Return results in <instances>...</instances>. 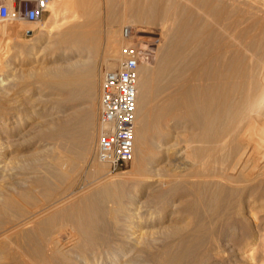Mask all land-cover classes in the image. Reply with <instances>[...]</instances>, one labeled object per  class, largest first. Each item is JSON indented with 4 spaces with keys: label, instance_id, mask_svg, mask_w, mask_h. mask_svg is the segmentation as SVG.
<instances>
[{
    "label": "rangeland",
    "instance_id": "obj_1",
    "mask_svg": "<svg viewBox=\"0 0 264 264\" xmlns=\"http://www.w3.org/2000/svg\"><path fill=\"white\" fill-rule=\"evenodd\" d=\"M54 1L55 0H51V3ZM174 1L60 0V2L55 5V9L59 11L58 18L52 19L48 8V11L43 14L38 25L34 27L35 29L37 28L35 36H33V31L31 30L32 25L27 24L25 20L0 19V46L4 45L6 50L13 48L26 53L24 57L18 56L16 71L14 73L7 69L5 72L9 76L10 81L7 84L8 86L5 85L9 87V94L6 97L1 98L0 102V114H2L3 117L0 119V140L4 143L3 148L6 146L5 150L8 149L6 151V156L9 157V160L11 159L9 161L10 165L31 168L22 171L24 174L30 176L35 174L34 176L36 177L37 175V177L39 176L38 178H51L53 189L51 187L50 191L53 194L52 197H50V200L53 199L52 201L56 200V198L60 199L61 197L70 196L71 194H75L74 196H77L78 198L84 197L94 191L95 188L98 187V185L100 186L103 182H108L113 179L121 180V185L118 188H114L113 191L122 192L123 197L121 199H113L111 203H108L106 206V210L109 212L107 215H110L108 216V219L111 220H108L111 224L108 223L109 228H107L110 233L107 230L104 232L103 238L107 235L108 237L104 238L105 241L102 239L103 242L101 241L102 243H100V246L103 244L109 247L115 245L118 248L115 251L125 249V247L130 248L134 251L135 257H140L138 258V264H171L169 262V257L177 250L176 248H178L180 242L185 241L192 245L197 239L196 237L199 235L203 242L201 241V244L196 250L195 256L193 258H185L180 264H264V198L257 196V199H255L256 205H252V202L249 203L250 201H248V196H245L246 193H244L245 195L239 193L240 198L237 194L234 201L232 200L230 204V207H232H229L228 210H226L228 214L226 215V212L224 211L225 214L223 215L222 213L224 212H222L219 214V217L217 215V218L216 215L213 216L212 214H209L210 212L208 213L207 207L209 208L210 205H206L204 208L205 212L207 211L204 214L206 217H203L204 223H202L204 229L199 233L201 220L195 215V213L193 215V211L191 210L193 209L192 206H196L193 202H198V206L205 196L200 193V190L198 189L199 186L193 185L189 182L191 181L189 177V181L188 178H184L186 179L183 182L184 185L182 182H179L182 184H178L181 186L180 188L177 184H174L175 182H172L173 184L169 182V174H173L174 170L178 171V165H181L180 162L171 159L174 150L175 152L180 150L183 152L185 147L187 149H185L184 152H189L187 155L190 154L191 156H189L192 160L198 158L188 149L189 141L186 142V140H191L192 136L190 132H188L187 135V132L184 129L186 128L188 130L193 125V117H189L190 115L192 116L190 108L191 104L188 101L189 98L183 94L184 91H189V87H184L183 84L181 86V82H177L178 78L175 74L173 76L171 75V77L165 76L166 79L169 77V81H174V83L171 81L166 82L168 79L165 81V77L163 78V82H165H162V90L160 92L151 91L153 93V95H151L152 93L150 94L151 99L148 98V103L146 102L147 104L145 103L142 108V121L138 122L137 130L144 133L146 143L145 145L136 143L135 159L133 158L121 172L109 175L107 174L106 166H103L94 157V147L98 137L97 118L99 110L98 96L100 76L103 70L116 68L122 59V55H120L121 48L124 44V40L121 37L122 27H130L133 36V43L139 50V86L142 84V77L145 78L144 80L153 79L154 76L152 74L159 68L161 56H165L164 50V52L161 50V52L158 51L161 48V46L158 45L162 43L159 30H139L136 27V20L139 18H147L149 21L154 20L158 27H166V24L168 23L167 28L170 29L169 25H171V38L169 40L171 41L172 39V41L168 43L170 44V47L173 45V42L175 43L173 39L176 40L177 38L175 37L178 36L179 38L181 36H188L189 39L193 38L203 41L200 44L196 43L199 46L194 44L193 48L195 51L208 50V48H206L208 46L206 44L207 41L223 42L231 38V46H235L234 48L231 47V57L234 56V59L237 56L239 62L246 61L249 57L252 58V54L255 56V59H258V57H260L258 60L262 61L264 59V50L261 51L262 53L258 50L260 48L264 49V4H262L264 0H259L263 12H256V15L254 10H252L254 14L250 11V7L252 6L250 0H233V2L232 0H222L223 3H221V0ZM0 2H6L10 8L17 3L14 0H0ZM30 3L33 4V1L30 0ZM233 3L235 4L233 5ZM215 6L219 11L218 9L212 8ZM211 11H213V13ZM257 14L261 15V17ZM4 23L8 25L9 29L8 31L6 30V33H3L4 31L2 32L1 29L2 25H5ZM187 24L193 29L195 26V29H188ZM52 25L54 26V29L51 33H48L47 29ZM15 26L19 29L21 28L22 31L17 33L13 31ZM186 27L188 31H185ZM190 29L193 30V33H196L193 34L191 32L193 35H197L196 37L190 33ZM196 29L200 31H196ZM182 31L184 32L182 33ZM197 32H199V35ZM180 33L182 34L180 35ZM216 35L218 37H216ZM84 36L92 37L95 41V45L94 50L91 51L90 54L84 52L82 56L81 53H76V50L83 46V43L80 42ZM8 40L9 42H7ZM250 40L251 42L253 41L252 44ZM255 40L256 42H254ZM248 42L250 44L246 45L245 43ZM260 44L261 47L258 46ZM200 45L203 48H201ZM239 45L241 46L240 48ZM158 47L160 48L158 49ZM197 47L201 49L199 50ZM193 48L191 49L193 50ZM244 50L251 53L246 55L247 58L245 57L247 52ZM256 50H258V52H256L258 53V56L255 53ZM239 51L240 56H238ZM173 52L176 53L177 49L176 51L173 50ZM32 53L34 55H31ZM233 53H235L236 56ZM115 54L119 56L118 60L113 59ZM243 55L245 57L244 59L242 58ZM36 56L38 58L34 59ZM261 57L263 59H261ZM79 61L82 63L81 70L78 72L79 74L77 73L74 77L75 83L68 88H60L58 86L60 78H53L54 76L52 78H48L49 76L46 77L47 72H50V70L52 71L54 68L56 70L57 67L60 68V66H67L70 63L74 64ZM253 63L251 67H253ZM90 71H92V73ZM88 73L94 79V86L90 91L88 89L84 91L80 84V80L89 77ZM172 77H176V79H173ZM171 86H175L174 89ZM153 91L156 90L153 89ZM72 93L75 95V98L73 99L71 98ZM179 94H182L181 97H174ZM172 96L176 99H172ZM17 99L21 100V103H23L24 106L14 107L13 103H15ZM182 99H184L183 101L188 102H183L181 101ZM94 108L96 109V116L91 120L88 113ZM179 111L181 112L179 113ZM17 116H19V120H17ZM68 118H70L75 124V132L72 135L75 139L60 135L59 127L64 121L63 119L67 120ZM190 119H192V121ZM172 125H175V127ZM18 126H21L20 128L22 129L20 134L8 137V133H10L15 127L18 128ZM165 126L168 127H166L167 130L165 129ZM191 128L189 131L192 132L193 130L192 133H194V125ZM160 130L164 131L163 136L161 134L163 131ZM170 130L173 133L172 138L175 137L178 141L177 143L175 142L176 144L174 143L175 139H170ZM183 130L185 131L184 133ZM166 131L169 132L166 134ZM176 131L177 134L179 133L183 136L186 135L187 139L179 134L178 136L180 138L178 137L177 139ZM197 132L198 130H196L195 133ZM137 134L138 131L136 133V140L138 136ZM168 134L170 136H168ZM159 140L163 143L160 142V144ZM82 142H84L85 145H87V148H89L86 167H83ZM157 142L159 145L163 146L161 148L159 146L156 149L155 144H157ZM166 144L168 146L171 144L173 146L175 144V147L170 146L168 148V146L166 147ZM177 144H180V148H177ZM185 144L187 146H184ZM164 146L166 147V151H164ZM140 149H144L146 153L145 161L142 165L143 168H140L141 161L138 155ZM62 159L70 160V164H68L69 167H67L66 170H63V172L66 171V174L68 173L65 176L66 178H60L61 180L52 178V175H55L54 173H56L54 167L61 163L63 161ZM151 161H154L153 165L151 164ZM26 164L27 166H25ZM54 164L56 165L54 166ZM168 164L171 168H177V166L178 168H172L174 170L170 171ZM159 168H162L160 169L162 170V173L159 172ZM168 169L170 172H168ZM94 171L97 173L95 174ZM157 174H160V178ZM152 176L157 177L154 179ZM163 178L168 180V182H164V185L160 182ZM52 179L54 181H52ZM186 181H188V184H191L185 186ZM166 183H168V185ZM192 185L193 189H190L192 188ZM160 187H162L161 190L159 189ZM166 187L168 189H166ZM157 189L159 191H157ZM186 189H189V192ZM41 190L42 189H40V191ZM191 190H195L193 194L191 193ZM170 191L172 192L170 193ZM185 194L187 196H185ZM191 194L193 195L191 198L192 201L190 199ZM188 196L189 198H187ZM198 198L203 199L198 201L196 200ZM163 199L164 201L162 202L161 200ZM39 200L40 201H37L35 207H33L29 213H34L35 211L44 208V203H42L41 199ZM171 200L173 202H171ZM188 200L190 201L187 203ZM203 201L205 202V199ZM204 202L201 203L203 204ZM234 202L235 204L233 205L232 203ZM202 204H200V206ZM233 206H235V209ZM210 215L211 222L209 220ZM122 218L123 220H121ZM205 219L208 220L205 221ZM196 220L198 221L196 222ZM204 224L206 225L204 226ZM180 225L181 227L185 226L186 228H184L186 231L184 228L181 229ZM194 229L197 230L195 231ZM131 235L134 240L131 238ZM144 236L145 238L148 237L149 240L147 241L148 238L145 239ZM144 239L147 242H145ZM142 241H144V243H140ZM127 242H129V244ZM171 245L176 246L170 248L172 247ZM92 250L98 251L99 249L94 247ZM165 256L166 258H164ZM90 258H92V256H90L89 259Z\"/></svg>",
    "mask_w": 264,
    "mask_h": 264
},
{
    "label": "bare ground",
    "instance_id": "obj_2",
    "mask_svg": "<svg viewBox=\"0 0 264 264\" xmlns=\"http://www.w3.org/2000/svg\"><path fill=\"white\" fill-rule=\"evenodd\" d=\"M223 1L221 0V3H223ZM250 1L252 4V6L250 7L251 12L252 10H254L255 15H256V12H260V13L263 12V8L259 0H250ZM58 2H60V0H55L53 3H51V0L48 1L46 10L48 11V8H49L52 19H57L59 16V11L55 9V5ZM234 4L235 3H233V5ZM262 4H264V2H262ZM215 7H212V8L213 9L219 8L218 5H217L218 8L217 7L215 8ZM211 12L213 13V11ZM254 13L252 12V14ZM259 16L261 17V15ZM2 20H7V19H2ZM25 21L27 24L32 25L31 30L33 31V36H35V31L37 28L35 29L34 27L38 25L39 21H27V20ZM136 25H137L136 27L141 31H145V30L156 31L157 29L159 30L162 43L158 45V46H161V48L158 47V49L160 48L158 51L160 50L162 52L165 51V54H164L165 56L163 57L161 56V62L159 61L160 62L159 68L157 69V71H154L155 73L152 74L154 76L153 79L144 80L145 78L142 77L141 86H139V63H138L137 103H136V111H135V139H134L135 147H134L133 158L135 159V155H136V143H139L142 145H145L146 143V137L144 133L137 130L138 122L142 121V118H141L142 108L146 102L148 103L147 100L148 98H150V94L152 92H160L162 90L161 85L169 78L168 77L166 79V77L167 76L171 77V75L173 76L175 74L176 77L178 78L177 82L180 81L181 86L183 84L184 87H189V91H184L183 94L187 98H189L188 101L191 104L190 108H191V114H192V116L190 115L189 117H193V121L192 119L190 120L193 122L194 131L196 132V130H198V132L192 133L193 130L192 132L189 131V129L193 125L188 130L186 128L184 129L186 130L187 135H188V132H190L192 136V137L190 136L191 140H186V142L189 141L188 149L191 153L193 152L194 154L193 153L192 154L196 155L198 158L195 160H192L190 157L191 155L190 154H189L190 156L187 155L189 152L188 153H186V151L184 152V150L187 149L185 147L183 149L184 153L181 150L178 152L177 151L175 152L174 150V154L172 155L171 159L180 162L181 165H178L179 166V168L177 166L178 171L177 170L175 171L174 169H172L175 167L171 168V166H169L168 164L170 171L171 170L175 171V172L173 171V174H169L168 179L171 184L175 182L174 184L175 185L177 184V186L180 188L181 186H179L178 184H181V183L179 182H182L183 184V182L186 180L184 178L189 177L191 181H189V178H188V181L191 182L193 185L199 186L198 189L200 190V193L203 196H205L204 197L205 202L203 201L204 200L203 198H202L203 200L201 198L196 199L198 201L201 199L202 200L201 202H204V203L202 204L200 202L199 205L197 206L198 202L197 203L196 201L193 202L196 204V206L195 207L192 206L193 209L191 210L193 211V215L195 213V215H197L199 219L201 220L200 225L198 224L199 222L197 223L200 226L199 227V233H200V231L204 229L203 224H202L204 223L203 217L204 218L206 217V215L204 214L208 211V213L210 212L209 214H212L213 216L216 215V218H217V215L219 217V214L225 211L227 215L228 212L226 210H228L232 200L234 201L235 196L237 194L239 195V193H243V194L246 193V195L245 194L244 195L248 196L247 197L248 201H250L249 203L252 202V205L253 204L256 205L255 199H257V196L258 197L261 196L262 198H264V62H263L264 59L262 57H261V59H263L262 61L258 60L260 57H258V59L257 58L255 59V56H253L252 54V58L249 57V59H247L246 61L244 60L242 62H239L236 56L237 52L236 54L233 53L236 56L234 59L233 58L234 56L231 57V52H232L231 51V47H232L231 38L223 42L207 41L206 44L208 46L206 45L207 46L206 48H208V50L206 48H205L206 50L204 49L205 51L200 50L201 48H203L200 45L201 47L200 49L199 47H197L200 51H195L193 48L194 44L196 43L200 44L203 41L193 39V38L189 39L188 36L186 37L181 36L180 38L178 36V37H175L177 38L176 40L173 39L175 43L173 42V45L171 44L172 45L171 46L172 48H171L170 44H168L172 41V39L171 41L169 40L171 38V35H170L171 25H169L170 29L167 28L168 23L166 24V27L164 26L158 27L155 24L154 20L149 21L147 18H139L136 20ZM189 28L191 27H189L188 25V29ZM1 29H2V32L4 31L3 33H6V30L7 31L9 30L7 24L2 25ZM53 29H54V26L52 25L47 29V32L51 33ZM188 29L186 27L185 31L186 30L188 31ZM191 29L189 30L190 33L195 29V26L193 30ZM13 31L17 33V32L22 31V29L21 28L19 29L17 26H15ZM196 31H200V30L196 29ZM183 32L184 31H182V33ZM182 33H180V35ZM197 33L199 35V32ZM193 34H196V33H193ZM216 37L218 36L216 35ZM82 39H83V42H82ZM82 39L80 43H83L82 44L83 46L80 49L76 50V53H81L82 55L84 52H87L90 54V52L94 50L95 41L92 39V37H87V36H84ZM129 41L134 45L132 32L130 34ZM7 42H9V40ZM254 42H256V40ZM232 43H236V42H232ZM245 44L247 45L250 43L248 42ZM258 46L261 47V44ZM234 47L235 46H233L232 48ZM240 47L241 46L239 45V48ZM191 48H193V50ZM172 49L174 51H176L177 49V52L176 53L173 52ZM260 49H258L260 52L264 50L263 48H260ZM258 50H256L255 53L258 52ZM137 51H138V61H139V50L137 49ZM249 53L247 52L245 54V57L247 54L249 55ZM25 54H26L25 52L20 51V50H15L13 48L10 50H6L4 45L0 46V102H1V98L6 97L9 94L8 93L9 87H7L8 86L7 84L10 81V79H9V76L5 73L6 69L14 73L16 71L15 69H16V64L18 62V59H17L18 56L24 57ZM238 54H239L238 56H240V51ZM256 54L258 56V53ZM31 55H34V54L32 53ZM245 57L244 55L242 56L243 59ZM36 58L38 57L37 56L34 57V59ZM118 58L119 56L115 54V57L113 59L118 60ZM252 63L254 64L253 67H251ZM81 66H82V63L79 61V62H75L74 64L70 63L67 66H62V67L60 66V68L57 67L56 70L55 68L54 69L52 68L53 70L52 71L50 70V72H47L46 77L49 76L48 78L50 77L52 78L54 76L53 78H60V82H58V86L60 88H68L73 83H75L74 77L81 70ZM4 68H5V71H4ZM90 72L92 73V71ZM89 73H88L89 77L83 78L82 80L79 79L80 84L82 85V88L84 91H86L87 89L90 91V89L94 86L93 85L94 79L93 77L89 75ZM164 77H165V81L163 82ZM176 77L175 78L172 77V78L176 79ZM170 81L168 79V81L166 82H170ZM171 82L174 83V81H171ZM174 87L172 88L174 89ZM153 89L156 91H153ZM71 95H72L71 96L72 99L75 98V95H73V93ZM151 95H153V93ZM181 95L180 94L175 95L174 97L178 96L179 98V96L181 97ZM174 97L172 96V99H176ZM183 100L184 99H182L181 101ZM183 102H186V101H183ZM13 104H14V107L24 106V104L21 103V100H18V99ZM95 111L96 109L94 108L88 113V116L91 120H93L94 117L96 116ZM180 112L181 111H179V113ZM1 118H3L2 114H0V119ZM16 118L17 120H19V116H17ZM63 120L64 121L61 123V126L59 127L60 135L67 137V138H73L72 135L75 132L74 131L75 124L73 123L72 120H70V118H68L67 120L66 119H63ZM167 126H165V129ZM172 126L175 127V125H172ZM20 127L18 126V128L15 127L14 129H12L10 133H8L9 136L8 135L7 136L10 137V136H15V135L20 134L22 130ZM137 131H138V134H137L138 136L136 140ZM160 131H163V130H160ZM168 132L169 131H166V134ZM184 132L185 131L183 130V133ZM161 134L163 136L164 131ZM169 134H171L170 139L172 140L175 139V137L172 138L173 133L171 132V130ZM169 134L168 136H170ZM176 134H177V131H176ZM178 134L176 135L177 139L179 137ZM180 136H183V135H180ZM0 137H1V134H0ZM183 137H186V135ZM175 140H174V143L175 142L177 143L178 141L177 140L175 141ZM167 141H171V140H167ZM160 142L162 141L159 140V143ZM159 143L157 142V144H155L156 149L159 146L160 148L163 146V145H159ZM3 144L4 143L0 140V264H138V261H139L138 258L140 257L139 256L135 257L134 251L130 248L125 247V249L115 251L118 249L115 245L109 247L103 244L100 246V243L103 242L102 239L104 240V238L108 237L107 235L106 237L103 238L104 232H106L107 228H109L108 223H110L108 222L109 220L108 216L110 215H107V213L109 212H107L106 206L108 205V203H111L113 199H121L123 197L122 192L113 191L114 188H118L121 185V182H122L121 180L113 179L108 182H103L100 186L98 185V187H96L94 191H92L90 194H87L84 197L78 198L77 196H74L75 194L74 195L71 194L72 196L70 195L67 197L66 196L61 197L60 199L56 198V200L52 201L53 199L50 200V197H52V194H53L50 191L51 187L53 189V186L51 185L52 183L51 178H38L39 176L37 177L36 175L35 177L34 176L35 174L33 176L32 175L30 176V175L24 174L22 171L31 169V168H25L23 166L17 167V166H13L12 164L10 165L9 161L11 159L9 160V157L6 156V151L8 149L5 150L6 146L3 148L4 146ZM167 144H166V147L168 146ZM186 144L184 146H187ZM174 145L172 146L171 144L170 146L175 147ZM177 145L176 147L180 148V144H177ZM81 146H83V153H82L83 162H84L83 167H86L87 165L86 160L88 157L89 148H87V145H85L84 142H82ZM170 146H168V148ZM166 147L165 146L163 147L165 148L164 151H166ZM168 151H171V150H168ZM138 155L141 161L140 168H143L142 165L146 157V153L144 149H140ZM69 161H70L69 159L68 160L65 159L61 163L58 164L59 166L54 164V166L56 165L58 167L56 166L54 167V169H56L55 170L56 173H54L55 175H52V178H56L59 180L64 179V177L68 173L66 174L65 173L66 171L63 172V170H66L67 167H69L68 166V164H70ZM153 162L151 163L152 165H153ZM101 164L105 166V164L103 163ZM25 166H27V164ZM160 169L162 168H159V172L162 173L161 172L162 170ZM170 171L168 169V172ZM94 173L96 174L97 172L94 171ZM157 175L160 178V174H157ZM155 177L153 178L156 179ZM163 180H166V179L163 178ZM52 181L54 180L52 179ZM162 181L160 182L163 185H164V182H168V180L163 181V183ZM188 181H186L187 183L185 182V186L188 184ZM166 184L168 185V183ZM193 185L191 186L192 188L190 189H193ZM162 187H160L159 189L161 190ZM40 189L42 190L40 191ZM166 189L168 188L166 187ZM157 191L159 190L157 189ZM187 191L189 192V189ZM194 191H192L191 193L193 194ZM171 192L172 191H170V193ZM186 194L185 196L188 195ZM192 194L190 196V199L193 196ZM197 197H201V196H197ZM187 198H189V196ZM239 198H240V195H239ZM39 199H41L42 203H44V208H42L39 211H35L34 213L32 212L29 213V211L33 207H35V204L37 203V201H40ZM161 201L163 202L164 199ZM189 201L190 200H188L187 203ZM171 202L173 201L171 200ZM235 202L232 204L234 205ZM200 204L202 205L200 206ZM206 205H210V206L209 208L207 207V211L205 212L204 208ZM235 206H233V208ZM140 211H141V208H140ZM225 212L222 214L224 215ZM210 218H211V215L209 217V220L211 222ZM121 220H123V218ZM207 220L208 219H205V221ZM197 221L198 220H196V222ZM206 224H204V226ZM184 227H181V229ZM107 231L109 232V230ZM132 235H131V238L133 239ZM196 238L197 239L195 240L194 243L191 241L193 243L192 245H190L189 243L185 241L180 242L178 248H176L177 250L173 252L171 256L169 255L170 256L169 262L171 264H180L182 260H184L185 258H189V257L193 258L195 256L197 248L199 247L202 241L200 235L197 236ZM148 240L149 238L147 239V241ZM144 241L140 243H144ZM127 243L129 244V242ZM175 246H172L170 248H173ZM94 247H96L99 250L93 251L92 249H94ZM90 256H92V258L89 259ZM164 258H166V256Z\"/></svg>",
    "mask_w": 264,
    "mask_h": 264
},
{
    "label": "built area",
    "instance_id": "obj_3",
    "mask_svg": "<svg viewBox=\"0 0 264 264\" xmlns=\"http://www.w3.org/2000/svg\"><path fill=\"white\" fill-rule=\"evenodd\" d=\"M20 0L12 8L0 2V19L40 21L49 0ZM131 29L124 26L122 59L113 69L102 71L98 96V137L94 157L105 164L107 174L121 172L133 159L137 103L138 51L129 41Z\"/></svg>",
    "mask_w": 264,
    "mask_h": 264
},
{
    "label": "crops",
    "instance_id": "obj_4",
    "mask_svg": "<svg viewBox=\"0 0 264 264\" xmlns=\"http://www.w3.org/2000/svg\"><path fill=\"white\" fill-rule=\"evenodd\" d=\"M15 2H18V1H20V0H14Z\"/></svg>",
    "mask_w": 264,
    "mask_h": 264
},
{
    "label": "water",
    "instance_id": "obj_5",
    "mask_svg": "<svg viewBox=\"0 0 264 264\" xmlns=\"http://www.w3.org/2000/svg\"><path fill=\"white\" fill-rule=\"evenodd\" d=\"M30 33V32H29Z\"/></svg>",
    "mask_w": 264,
    "mask_h": 264
}]
</instances>
